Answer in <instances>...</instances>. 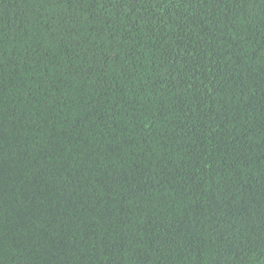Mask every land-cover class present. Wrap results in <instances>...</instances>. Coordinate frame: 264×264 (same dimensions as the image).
Segmentation results:
<instances>
[{"label":"trees","instance_id":"16d2710c","mask_svg":"<svg viewBox=\"0 0 264 264\" xmlns=\"http://www.w3.org/2000/svg\"><path fill=\"white\" fill-rule=\"evenodd\" d=\"M0 264H264V0H0Z\"/></svg>","mask_w":264,"mask_h":264}]
</instances>
